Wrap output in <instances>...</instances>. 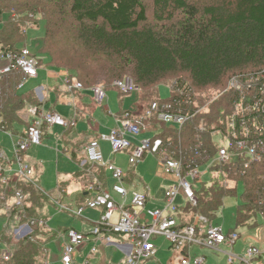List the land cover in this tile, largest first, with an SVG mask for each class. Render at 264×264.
Segmentation results:
<instances>
[{
	"label": "trees",
	"instance_id": "obj_1",
	"mask_svg": "<svg viewBox=\"0 0 264 264\" xmlns=\"http://www.w3.org/2000/svg\"><path fill=\"white\" fill-rule=\"evenodd\" d=\"M152 12L155 24L148 22L143 0H0V51L19 48L27 38L29 22L39 25L43 20L41 51L49 55L56 69L67 70L84 89L98 84L117 87L116 80L130 75L141 100L149 102L162 100L155 87L170 77H174L171 84L193 88L197 104H205V89L223 90L232 75L264 68V0H152ZM68 39L77 51H64L69 46L62 41ZM22 80L19 70L0 75V130L11 134H18L15 123L29 122L21 112L33 106L40 110L42 104L33 90L21 91ZM117 90L119 96L129 94ZM231 100L225 93L210 103L209 110L216 108L217 116L209 128L225 126L219 120L230 111ZM209 116L210 112L200 113L181 128L162 126L160 136L170 149L177 146L183 155L173 156L185 165L192 161L201 164L215 155L209 134L196 137L198 125L207 122ZM87 169L92 170V178L98 179L93 189L102 191L106 187V182H101L104 167ZM213 171L220 172V177L196 190L197 204L187 203L184 214L194 212L214 220L223 199L238 194L239 183H243L236 226L253 228L257 218L264 217V156L248 168L239 160L214 167ZM133 175V169L129 170V176ZM17 191L25 197L21 205L13 203L9 215L2 214L7 225L0 242L7 248L14 245L11 264H36L57 233L43 240L34 234L42 227L31 225L33 231L15 241L4 231L15 216L20 223L45 220L40 209L48 196L35 177L8 184L0 181V208H4L2 194L15 198Z\"/></svg>",
	"mask_w": 264,
	"mask_h": 264
},
{
	"label": "built area",
	"instance_id": "obj_2",
	"mask_svg": "<svg viewBox=\"0 0 264 264\" xmlns=\"http://www.w3.org/2000/svg\"><path fill=\"white\" fill-rule=\"evenodd\" d=\"M0 59L4 63L0 69V75L14 70L21 71L23 80L20 88L25 80L39 77L42 59L27 45L6 52L0 51ZM65 82L70 90L84 88L75 76H66ZM115 85L122 91H139L132 78L116 80ZM170 86L169 98L148 102L139 112H125L120 124L110 129L105 137L109 140L114 154L127 153L130 169H134L148 152L160 157L163 171L173 178L172 184L164 190V205L149 206L148 194L140 191L133 192L130 202L120 203L111 195L110 188H103L102 191L96 192L83 205L78 206L76 212L63 205L62 207L72 210L78 216L82 215L86 208L101 210L98 225L94 224L90 235L74 227L66 230V240L61 256L63 264H74L77 247L88 240L94 243L111 242L114 235L129 240L125 264H146L150 259L155 258L158 251L155 241L159 237L166 238L170 244L169 248L173 251L168 264H206L207 256L197 255L195 248L224 253L228 264H235V262L251 264L253 260L264 257V251L256 245L247 247L245 255L235 254L234 246L240 237L238 231L226 232L222 226L203 214L194 212L190 216L184 214L187 203L197 204L196 190L199 188L200 181L206 182L205 184L209 186L214 178L220 177V172L225 175L222 170L214 172V167H223L243 160L245 168H248L250 164L261 160L264 156V68L232 75L220 94L205 103V107H208L225 93L232 99L230 111H227L228 113L223 111L222 113H227L225 119L222 117L219 120L225 125L224 127L214 125L209 128L205 126L207 122L204 121L198 125L196 137L202 138L209 134L211 144L216 147L215 155L201 164L192 161L185 165L181 158L174 157L173 154H183L177 146L170 149L160 136V129L153 127L156 121H160L162 124L181 128L198 114L204 113L193 97L195 93L193 88L182 86L177 82ZM94 89L98 101L101 102L106 97V89L102 85H97ZM188 105L191 109L187 107ZM28 117L27 130L20 134L18 142L14 143L13 161L17 165V178L8 174L14 171L13 161L0 152L2 183L8 184L16 179L35 177V167L25 161V156L30 147L43 143L44 127L69 128L76 124L75 119H65L56 111L43 112L35 106L28 109ZM151 132L152 135L147 136ZM216 136L221 137V144L215 142ZM84 155L88 162L102 166L110 172L115 181L111 190L118 196L126 198L128 195L125 184L126 171L112 161H105L98 139H91L84 145ZM205 165L208 168L202 171L201 168ZM208 169L212 177L204 181L203 173ZM24 197L21 191H17L15 203L21 205ZM44 223L45 220H39L32 224L27 223V226L32 229L31 225L47 224V222ZM225 242L228 245H225ZM97 251V245L92 246L90 252ZM10 255L5 253L3 262L0 264H11Z\"/></svg>",
	"mask_w": 264,
	"mask_h": 264
},
{
	"label": "rangeland",
	"instance_id": "obj_3",
	"mask_svg": "<svg viewBox=\"0 0 264 264\" xmlns=\"http://www.w3.org/2000/svg\"><path fill=\"white\" fill-rule=\"evenodd\" d=\"M144 5L147 7L148 10V22L155 24V20L153 18V12H152V0H143ZM39 19H41L39 17ZM45 34V22L43 20L39 21V25H36L33 23V21L29 22V27L27 30V38L25 42H23V45L29 46L31 51L35 50L37 53V56L43 58L44 65H46V68L50 69L49 71H52V73L47 72V70H44L43 68L39 70L40 77L39 79H27L23 82L21 86L22 92H27L30 90H33L39 86L47 87V85H51V87L55 88L58 91L64 90L70 94H72L77 99H82L80 95V91L76 90H70L65 82V72L61 69H56L53 64L49 61V55L45 52L41 51V48L43 46V38ZM64 45L69 46L68 48H64V51H77L78 48L75 47L72 44L71 40H63L62 41ZM4 66V63L0 59V69ZM65 70V69H64ZM54 71V72H53ZM56 71V72H55ZM67 71V70H65ZM68 72V71H67ZM58 75H62L61 79L58 78ZM182 77L184 79H187V75L183 74ZM125 78H132L130 75H126ZM174 77H170L169 79H166L163 81L164 84L155 87L156 95H160L162 99H167L171 95V82ZM103 86V85H102ZM107 89V97L106 99L96 104V106L91 105L89 107V110H87V113L92 115L93 112V118L91 116L89 117L88 114H86V110L84 108V113H80V118L85 119L78 121L77 126L73 129V133L71 135H68V138L71 140L73 138H76L80 134L84 133H91L94 134L92 137H99L101 138L99 141L100 147L103 151L104 159L105 161H110L114 157V153L111 148V144L109 140L107 141L105 137L108 135L110 129H112L117 124V113L119 111H134L139 112L142 111V109L146 106V104L150 101H142L140 92L138 90H134L129 92L126 96H119L118 94V87L111 86L106 87ZM158 88V89H157ZM84 89V88H83ZM120 91V89H119ZM122 91V90H121ZM124 93H127V91H122ZM205 94H203L202 97L209 100L212 97L217 96L220 94L221 90H212V89H205ZM45 94V92H44ZM87 97L86 101L89 104H93L96 101V95L92 89H88L86 92ZM36 96V95H35ZM55 101L54 94L51 95V102L46 106L45 108H48L51 106V103ZM96 103V102H95ZM201 103V104H200ZM199 107L202 108L203 112H210L211 116H209V119L207 120V124H205L206 127H210L211 124H213L216 120V108L214 110H209L208 107H205V104L203 102H199ZM81 105L76 104V110L77 114H79V111L81 110ZM95 108V109H94ZM41 110V108H40ZM57 112L64 117L65 119H69L70 105L67 104H58L56 106ZM43 111V110H42ZM47 111H53V110H47ZM45 112V111H43ZM125 115V112H122L119 116V118H123ZM74 118V117H73ZM72 118V119H73ZM76 120V119H75ZM26 124V123H25ZM22 124L21 129L23 132H25L29 126L28 124ZM165 125V124H164ZM160 131H162L163 124L160 123V121H156V125ZM168 126V125H166ZM65 127H56L54 130L55 135L61 134ZM45 132H48L47 128L44 129ZM71 127H69L66 132L71 131ZM98 133V134H97ZM48 135V137L45 139L42 145H33L27 152V155L31 158L35 159L36 161L42 162L44 165V174L41 177V185L47 191L48 193L55 189L57 187V183L59 181V177L61 178L65 172H71L73 173L75 170L79 169L80 167L82 170H86L85 172H79L77 176H74V181L77 183L80 182L81 184H78L81 188H89L91 185L97 181L98 179L92 178V170L87 169L88 167H92L94 164L88 162L84 156L82 145H85L84 142L90 140V137L87 138H80L74 142H70L65 139V146L68 149L75 146L79 147V151L81 155L77 156L76 153V160L73 161L74 163L70 165L69 158L63 154V141L57 140L56 136ZM147 136H150V134H147ZM145 136V137H147ZM44 137V135H43ZM96 139V138H93ZM18 142V137L9 134L5 131L0 130V148L1 151L4 152V154L7 156V158L11 161L14 159V143ZM215 142L217 144H221V137L216 136ZM197 146V144H196ZM199 147V146H198ZM66 150V149H65ZM126 152H119L116 155L115 159V165L119 167H127L129 165L128 162V155L125 154ZM25 161L27 159L25 158ZM58 163V165H57ZM89 165V166H88ZM13 167L14 171L11 173L8 172L9 176H12L14 178H17V172L16 168L17 165L13 161ZM137 169V172L142 177L143 182L147 184H151L153 186V192L157 194L159 197H162L164 195V190L167 188L170 184H172L173 178L166 174L163 171L160 157L152 152H148L145 157L135 166ZM208 167L207 165L203 166L201 169L202 171L206 170ZM36 171L37 167H36ZM35 176V175H34ZM36 178L38 176H35ZM103 181H107V177L104 174H102ZM212 177V173L207 170V172L203 173V179L204 181H207ZM70 182V181H68ZM68 182H65L61 188H66V185ZM114 179H109V188L111 191V195L118 200L120 203H123L124 201L130 202L133 197V192H143V189L136 188V187H127L128 195L126 198H122L121 196H118L115 194L111 189L112 185L114 184ZM108 183V181H107ZM82 185V186H81ZM204 185L202 181L199 182V187L201 188ZM108 186V185H107ZM69 200L66 199L62 201H52L48 197L47 200H42L44 207L40 209L41 213L45 216V225H40L42 228L39 230V232L34 231V234L39 236L41 239L45 240L48 235H51L53 232L59 233V237L56 240H53L50 244L49 249L47 251H42L41 256L38 258L36 264H63L61 262V256L63 251V233L66 232L68 228L75 227L79 230H81L83 233L90 235V233L93 230V226L98 225L100 218V209H92V208H86L85 211L82 213V215L78 216L73 213V211L76 212L78 205H83L87 199H85L83 196H78V203L73 199L72 196L75 192L78 191V187L76 184H72L69 187ZM244 192V185L243 183H239L238 186V194L227 196L223 199V204L221 208L218 211V216L214 219V222L219 224L224 228V230L227 232L229 230L235 229L240 233V237L237 240L235 244L234 253L238 255H245L246 254V248L250 245H256L260 247L261 250L264 251V217L259 216L257 218V223L254 224L253 228L249 227H243V226H236V214H237V206L241 203V195ZM48 196V194H47ZM2 200H4V204L2 206L4 208H0V235L3 228L7 225L6 218L3 217L2 214L9 215V212L12 208L13 203H15V198L7 196L5 193L2 194ZM158 197V198H159ZM156 198V197H155ZM157 199V198H156ZM157 202H153L152 206H154ZM50 204H52L50 206ZM65 204V206L70 207L73 209H67L62 207ZM50 207V208H49ZM23 226V227H21ZM6 230L5 235L6 237L12 236L15 241H18L22 239L26 234L33 231V228L30 229L27 226V223H20L17 221V217H13L12 220H10V225L8 228H5ZM24 233H26L24 235ZM111 241L114 243L115 240L113 238ZM158 251L155 254V258L153 257L150 259L146 264H168V261L170 257L172 256L173 251L171 248H169V242L166 238L161 237L155 241ZM97 245L99 253L97 254H91L89 250L92 246ZM225 245H228L227 242H225ZM90 244V241L88 240L84 244L77 247V252L84 253L85 256H88V260L90 264H125L126 255L124 252L116 245V244H108L98 241L95 244ZM14 245H10L7 247H4L0 242V262L3 259V255L5 253H11L13 251ZM87 250V251H86ZM194 251H197V255H202L203 253H207V263L206 264H228L227 263V256L224 254H214L208 251L207 249H197L195 248ZM205 251V252H204ZM98 255V256H94ZM49 257V260H48ZM49 261V262H48ZM84 261H80L81 264H83ZM235 264H238L235 262ZM251 264H264V257L260 261L253 260Z\"/></svg>",
	"mask_w": 264,
	"mask_h": 264
},
{
	"label": "crops",
	"instance_id": "obj_4",
	"mask_svg": "<svg viewBox=\"0 0 264 264\" xmlns=\"http://www.w3.org/2000/svg\"><path fill=\"white\" fill-rule=\"evenodd\" d=\"M23 46V43H21V44H19V46L18 47H22ZM34 54H36L37 55V53H36V51L35 50H33L32 51ZM39 57V56H38ZM41 58V57H40ZM42 60V62H41V66H40V68H39V70L40 69H44V70H47V72H51L52 73V71H49L50 69H48V68H46V65H44V60H43V58H41ZM62 71H64L65 72V75L64 76H68V75H71V74H69V72H67V71H65L64 69H61ZM54 72V71H53ZM56 72V71H55ZM61 76L62 75H58V78L59 79H61ZM39 77H40V74H39ZM39 77L37 78V79H39ZM99 85V84H98ZM94 88H96V86H94V87H92V88H87V89H76V90H79L80 91V95H81V98L82 99H77L76 97H74L72 94H70V93H68V92H66V91H64V90H61V91H58V90H56L55 88H53V87H51V85H47V87L45 88V87H43V86H39V87H37V88H35V89H33V91H34V94L36 95V97H37V99H38V101L39 102H41L42 104H41V106H40V108H41V110H43V111H47V110H53V111H56L57 112V110H56V106L58 105V104H69L70 105V107H71V110H70V115H69V119H72L73 117V119H76V124L74 125V126H72L71 127V131H68V132H66V130L68 129V128H64L63 130V132L61 133V134H56L55 135V133H54V130H55V128L56 127H61V126H54V127H49V128H47V130H48V132H46L45 134H44V137H43V142L45 141V139L48 137V135H55L56 136V138H57V140H62L63 141V152L61 153V154H63V155H65V156H67L68 158H69V162H70V165H72L74 162L73 161H75L76 160V155H75V153H77V156H79V155H81V153H82V151L80 152L79 151V147L78 146H73V147H71V148H69L68 147V149L66 148V146H65V139L67 138V140L68 141H70V142H74V141H76V140H78V139H80V138H87V137H92L94 134H91V133H84V134H80V135H78L76 138H73V139H69L68 138V135H71L72 133H73V129L77 126V122L78 121H81V120H84L83 118L81 119L80 118V113L82 114H85L84 113V108H85V110H86V114H88L87 113V110H89V107L91 106V105H94V106H96V104H97V102L98 103H101V102H103L105 99H106V97H107V94H106V97L100 102V101H98V98H97V93H96V91H95V89ZM88 89H92L93 91H94V93H95V95H96V103L94 102L93 104H89V103H87V101H86V97H87V94H86V92L88 91ZM72 90H74V89H72ZM44 92H45V94H44ZM106 92H107V89H106ZM54 94V99H55V101H53L52 103H51V106L50 107H48V108H45V105L47 106L48 104H49V102H51V95H53ZM121 97V96H120ZM76 104H77V106L78 105H81L82 107H81V110L79 111V114H77V110H76ZM95 109V108H94ZM128 111H131V110H128ZM128 111H119L118 113H117V115H116V117H117V119H118V121H117V124L115 125V126H117V125H119L120 124V122H121V119H123V118H119L120 116V114L122 113V112H128ZM134 112V111H133ZM21 114L24 116V118H26L27 120L29 119V117H28V109L27 110H25V111H23V112H21ZM89 115V117L91 116V118H93L92 116H93V112H92V115H90V114H88ZM20 125H22V124H19V123H15L14 125H13V127H14V129L16 130L17 129V133L18 134H13V135H15V136H17V137H19V135L20 134H22L23 133V130L21 129V126ZM114 126V127H115ZM16 127V128H15ZM153 127H155V128H157V126H153ZM63 128V127H62ZM159 130V129H158ZM153 132V131H152ZM152 132L151 133H149L150 135H152ZM8 133V132H7ZM154 133V132H153ZM9 134H11V133H9ZM98 134V133H97ZM90 137V138H91ZM93 138H96V139H98L99 141H100V137H99V135L97 136V137H92L91 139H93ZM90 139V140H91ZM106 139V138H105ZM90 140H88V141H86V142H84L85 144L87 143V142H89ZM107 140V139H106ZM108 141V140H107ZM43 144V143H42ZM41 144V145H42ZM82 147L84 148V145H82ZM31 148V147H30ZM29 148V149H30ZM1 149L2 148H0V152H3V151H1ZM66 149V150H65ZM83 150V153L82 154H84V149H82ZM73 151H75V153H73ZM28 152V151H27ZM4 153V152H3ZM118 153H116V154H114V157H113V159L112 160H110V161H112L113 163H115V159H116V155H117ZM125 154H127V153H125ZM75 155V156H74ZM85 156V155H84ZM25 158L27 159V161L31 164V165H33L34 167H35V170H36V167H37V170L38 171H36V174H35V176H38L37 177V179L39 180V183H40V186L42 187V185H41V177L43 176V174H44V165H43V163L42 162H39V161H36L35 159H33V158H31L30 156H28L27 154H26V156H25ZM13 161V160H12ZM57 165H58V163H57ZM122 168V167H121ZM131 167H129V165L127 166V167H123V169L126 171V177H125V184H126V188L127 187H136V188H141V189H143V192H146L147 194H148V196H149V200H148V205L149 206H151V207H161V206H163L164 205V200L162 199V197H159L157 194H155L154 192H153V186L151 185V184H147V183H145V182H143V180H142V177L139 175V173L137 172V169H136V167L133 169V171H134V175L133 176H129V170H131L130 169ZM82 170V168L80 167L79 169H77V170H75L73 173H71V172H65V174H63L62 175V177L60 178L59 177V181H58V183H57V187L55 188V189H53V190H51L49 193L47 192V191H45V189L42 187V189L48 194V197L50 198V200H52V201H64L65 199L68 201L69 200V187L72 185V184H76L77 185V187H78V191L77 192H75L74 193V195L72 196V201H73V199H75V201L78 203V196L79 195H82L83 194V197L85 198V199H90L92 196H94V194L97 192V191H95L94 189H93V186L91 185V187H89V188H81L78 184H81L80 182H76V181H74V180H72V179H74V176H77L78 175V173L80 172ZM104 171H105V175H106V177H107V181H108V183H107V181H106V187L105 188H109V179H112V177H111V174H110V172L109 171H107V170H105V168H104ZM17 180V179H16ZM15 181V180H14ZM68 181H70V182H68ZM65 182H68V184L66 185V188H61V186H63L64 185V183ZM108 185V186H107ZM82 186V185H81ZM116 194V193H115ZM157 199H156V198ZM159 197V198H158ZM153 202H157L154 206H152V203ZM52 204H50V206H51ZM65 205V204H64ZM78 206H80V205H78ZM50 208V207H49ZM99 215H101V211H100V213H99ZM75 228V227H74ZM69 229V228H68ZM77 229V228H76ZM79 230V229H78ZM54 233H57V232H54ZM66 233V232H65ZM65 233H63V240H64V242H65V240H66V234ZM57 237L54 239V240H56L58 237H59V233H57ZM112 238H113V240H115V242L113 243L112 241L111 242H105V244L106 245H108V244H116L123 252H124V254L126 255L127 253H128V247H129V240L127 239V238H125V237H121V236H118V235H114V236H112ZM159 238H161V237H159ZM158 238V239H159ZM157 240V239H156ZM52 242H50L48 245H47V249H49V247H50V244H51ZM90 244H91V246H92V244H95L94 242H92V241H90ZM224 247H226V246H224ZM92 248V247H91ZM91 248L90 249H87V250H89V252L91 251ZM197 249H199V248H197ZM201 249V248H200ZM86 250V251H87ZM209 251V250H208ZM195 252H197V251H195ZM205 252V251H204ZM211 253H214V252H212V251H210ZM97 253H99V251H97V252H95V253H93V254H97ZM92 254V253H91ZM203 254H205L206 256L208 255L207 253H203ZM214 254H224V253H214ZM225 255V254H224ZM95 257L96 256H98V255H94ZM262 259V258H261ZM261 259H258L257 261H260ZM48 260H49V257H48ZM84 261L83 262V264H90L89 263V260H88V256H85L84 255V253L82 252V253H78V252H76V254H75V256H74V264H81L80 263V261ZM49 262V261H48Z\"/></svg>",
	"mask_w": 264,
	"mask_h": 264
},
{
	"label": "water",
	"instance_id": "obj_5",
	"mask_svg": "<svg viewBox=\"0 0 264 264\" xmlns=\"http://www.w3.org/2000/svg\"><path fill=\"white\" fill-rule=\"evenodd\" d=\"M26 233H24V235H25Z\"/></svg>",
	"mask_w": 264,
	"mask_h": 264
}]
</instances>
